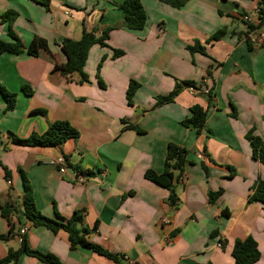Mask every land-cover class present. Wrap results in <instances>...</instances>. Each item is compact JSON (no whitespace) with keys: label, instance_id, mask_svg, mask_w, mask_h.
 Returning a JSON list of instances; mask_svg holds the SVG:
<instances>
[{"label":"crops","instance_id":"1","mask_svg":"<svg viewBox=\"0 0 264 264\" xmlns=\"http://www.w3.org/2000/svg\"><path fill=\"white\" fill-rule=\"evenodd\" d=\"M123 1L50 0L45 8L0 0V17L17 14L13 30L26 47L35 38L47 43L37 56L0 55V86L16 94L11 111L0 94V203L16 208L9 219L0 209V235L13 227V237L0 241V261L19 249L17 236L26 227L29 247L63 264H234V243L247 237L261 253L254 264H264V204L248 203L255 183L264 181V164L246 139L253 130L264 143V21L255 14L261 0H187L181 8L140 0L148 17L142 31L123 26L117 8ZM110 28L106 46L89 51L88 81L63 76L66 56L57 42L78 41L84 31L99 37ZM8 30L0 19V40L11 41ZM219 31L225 34L213 39ZM195 45L204 51L192 53L188 47ZM115 50L123 54L115 58ZM131 80L140 86L129 105ZM178 86L173 102L157 105ZM195 105L207 112L200 134L182 124ZM56 121H67L80 137L52 148L12 143L13 135H42ZM170 143L185 148L190 162L177 182L175 205L169 190L145 178L148 170L163 172ZM59 157L78 170L67 166L62 174L49 164ZM19 169L45 216L70 219L81 212L87 240L118 261L84 247L72 250L65 231L25 218ZM218 191L211 203L209 192ZM18 264L44 263L22 254Z\"/></svg>","mask_w":264,"mask_h":264},{"label":"trees","instance_id":"2","mask_svg":"<svg viewBox=\"0 0 264 264\" xmlns=\"http://www.w3.org/2000/svg\"><path fill=\"white\" fill-rule=\"evenodd\" d=\"M37 4L42 5L45 8H49L50 0H31ZM166 4H169L175 8H181L187 2V0H160ZM260 20L264 21V0L260 1ZM117 8L124 14L123 26L130 31H142L147 23V14L140 0H124L117 5ZM17 18V14L12 11H8L3 14L0 19L4 24L8 25V35L11 38L10 42L0 40V55L3 53L19 54L27 51L29 55L37 56L39 49H46L47 43L44 39L35 38L32 43L26 47L21 39L16 35L13 30V24ZM113 28L107 29L99 37L95 32L84 31L80 40L75 41L67 38H63L57 42V45L61 48V51L66 56V63L60 67L61 73L65 77L77 75L79 77V83L88 81V75L84 69L87 62V57L90 49L99 44L106 46V40L109 38V33ZM225 34L224 31H219L213 39H218ZM189 50L192 53L197 51L203 52L204 49L200 45L189 46ZM123 54L122 51H114V57L117 58ZM101 65H99L100 67ZM186 85L194 88L193 82H186ZM139 83L131 80L127 90V100L129 105L133 104V97L139 88ZM26 92L29 93L25 89ZM180 92V86H178L168 96H162L157 98V105L173 102L175 97ZM0 94L6 103V111H11L15 108L16 94L10 93L4 87L0 86ZM191 115L185 119L182 124L187 128H193L200 134L202 128L205 126L207 119V112L199 105H195L190 110ZM141 134L144 130L135 125H129L126 127ZM80 137L79 132L70 125L67 121H56L51 124L45 133L42 135L32 134L28 138H19L16 135L12 136V143L21 147H42L52 148L63 145L68 140H77ZM246 139L251 143L253 150V157L261 161L264 164V143L259 138L253 135V130H250ZM188 151L178 145L170 143L167 149V155L165 158L164 170L162 173H156L152 170H148L145 173V178L152 181L170 192L169 202L175 205L178 200L177 195V182L184 173L186 167L190 162L187 159ZM67 160L68 158L65 157ZM74 170H78L68 163ZM20 176L23 184V197L22 213L25 218L30 220L35 227H45L54 233H58L63 230L68 234L70 248L72 250L77 247L88 248L91 251L105 256L114 261H118L116 255L109 253L101 246L90 243L87 240V234L89 230L82 226L83 215L81 212H75L70 219L61 217L58 212L56 213V219L45 216L37 207L34 197L33 188L27 174L19 169ZM92 173H87L85 176H91ZM222 191L209 192V200L214 203L216 199L221 195ZM260 202L264 204V181L258 180L252 188V194L248 198V203ZM0 209L2 210V216L5 219H9L12 212L16 211V208L11 203H0ZM228 216V213H224ZM218 235L215 231L212 233V237ZM13 237V227L10 225L9 233L7 235H0V241H9ZM221 244L226 245V241L222 240ZM22 254L38 259L44 264H63L54 254L44 253L34 250L29 247L26 235L23 236L21 245L18 250L11 251L8 255L0 261V264H18V260ZM232 256L234 258V264H254L260 257L261 253L258 248L257 242L252 237H247L244 240H236L232 250Z\"/></svg>","mask_w":264,"mask_h":264},{"label":"built area","instance_id":"3","mask_svg":"<svg viewBox=\"0 0 264 264\" xmlns=\"http://www.w3.org/2000/svg\"><path fill=\"white\" fill-rule=\"evenodd\" d=\"M259 12H260V8L255 11V14H259ZM242 19L244 21L250 22L251 21V16L250 15H244L242 17ZM190 90L192 92H194L195 88L190 87ZM49 164L52 165V166L57 167L62 174L65 173V170L67 169V166H68V162H67V160L64 157H59L57 159H53V160H51L49 162ZM8 183L11 184V181L9 180ZM27 231H28V229L26 227H22L19 230V233H18L17 237H18L20 242L22 241L23 236L26 235Z\"/></svg>","mask_w":264,"mask_h":264},{"label":"rangeland","instance_id":"4","mask_svg":"<svg viewBox=\"0 0 264 264\" xmlns=\"http://www.w3.org/2000/svg\"><path fill=\"white\" fill-rule=\"evenodd\" d=\"M21 182H22V179H21Z\"/></svg>","mask_w":264,"mask_h":264}]
</instances>
